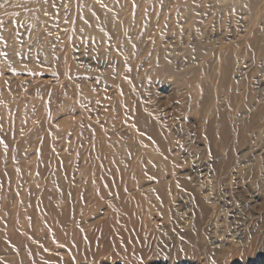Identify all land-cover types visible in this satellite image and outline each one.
<instances>
[{"label": "rangeland", "instance_id": "374dc122", "mask_svg": "<svg viewBox=\"0 0 264 264\" xmlns=\"http://www.w3.org/2000/svg\"><path fill=\"white\" fill-rule=\"evenodd\" d=\"M45 1L49 15H0V106L13 109L6 117L0 110V120L29 112L35 124L48 121L52 126L47 150L26 144L20 153L27 157L6 156L18 137L11 145L0 140V164L16 163L7 164L5 172L0 166V193L10 191V207L21 169L29 167L38 176L37 166L46 165L55 188L66 179L83 186L89 174L107 170L101 151L92 145L87 119L115 140L136 143L138 132L126 117L140 110L161 130L165 146L154 153L164 155L168 167L151 166L148 173L144 163L139 176L145 181L126 188L125 199L120 198L125 208L111 201L114 193L101 200L92 196L87 207L70 205L69 211L80 218L72 221V229L73 223L66 222L70 231L62 239L49 237L40 226L32 236L24 223H17V231L1 223V264H264V56L245 45L232 51L236 57L218 93L217 111L211 102L218 81L214 77L223 76L215 56L223 43L239 41L251 20L243 5L195 0V11L168 9L149 29L141 15L121 37L120 51L114 41L71 32L69 12L76 0ZM10 2L0 0V9ZM65 54L77 65L71 81L59 74ZM93 102L96 108H91ZM260 110L259 122H253ZM0 126L1 134L10 129ZM50 149L57 158L47 162L43 153L48 158ZM24 160L27 165L19 166ZM199 199L209 209L203 219ZM51 229L57 233L58 228Z\"/></svg>", "mask_w": 264, "mask_h": 264}, {"label": "bare ground", "instance_id": "6f19581e", "mask_svg": "<svg viewBox=\"0 0 264 264\" xmlns=\"http://www.w3.org/2000/svg\"><path fill=\"white\" fill-rule=\"evenodd\" d=\"M76 1L77 2H75L73 9H71V11L69 12L70 21H68L69 22L68 24L70 26L71 32H76L75 34L89 35L90 37L92 36L100 40H105V41H110V42L114 41L116 42V47L118 50L121 49L120 47V45H122L120 44L122 42L121 37L124 36L126 29L133 28L134 24L136 23V21H138V18H140L141 15H145L144 21H146L147 26H148L153 21H155L154 19L157 17V15L164 14L168 9L178 10L179 12L186 11L189 13L191 11H195L194 9L195 0H153V1L151 0H76ZM210 1L212 3L215 2L216 4H221V1H225V0H210ZM234 1L236 3L243 5V8L247 11L248 14L251 15V20H250V23H248L249 24L248 27L242 30L243 33H245L244 36L239 41L234 43L232 46H228L227 44L223 43L222 46L220 47V50L215 56V61L218 62V67H221L222 69L221 74H223V76L220 79L214 77V79L218 81L216 83L215 95L213 94L214 96H212V101H211L212 106H213V111L218 110L217 104H216L217 102L216 100L218 99V93L222 89L223 83L225 81L224 77L228 75V71L231 70L232 63L234 62L235 57H236L235 54H232L231 52L234 51L235 49L240 50V48L245 45L246 47L251 48V50H253L254 53H257L260 56L261 55L264 56V28H263V21H262V19L264 18V0H234ZM22 5H25L24 10L15 11L17 7L22 6ZM224 6H228V5L226 4ZM49 10L50 9H49L48 3L45 0H11V2L6 7H4L3 9H0V15H23L27 18H33L34 15H41V16L49 15L50 13ZM123 16H126V17L122 21L120 19ZM147 28L149 29L150 27L148 26ZM131 41H132L131 44L133 46L138 45V44L136 45L135 41L133 40ZM124 42L127 43L126 40ZM122 51L124 52V50ZM249 65L250 64H248L247 66ZM76 67L77 65L73 63L71 57L68 54H65L64 61L62 64H60V70H59V74L62 77V79L71 81L73 78V75L76 73L75 71ZM72 90H75L73 86H72ZM55 91H58V90H55ZM90 105H91V108H96L97 103L93 102ZM10 106L7 105L6 103L1 104L0 106V110L3 111V113L5 114V117L7 116V114L13 111L12 107ZM128 113L130 115L128 114L129 116L126 117L127 125L130 126L131 128H134L138 132L136 143H127L124 141L115 140L114 138L106 135L102 126H99V124H96L94 121H90L89 119L86 120V124L89 128V133L91 136L92 145H95L96 148H98L99 151H101L102 158L104 159V160L102 159V165H104L107 168L105 172H102L98 176H96L95 174H89L87 176V179H85V183L83 185L84 187L73 185V183L70 180L63 179L64 185L60 188H55L54 179L52 177L53 175H51L50 170L48 169V167H46V165L37 166L36 171L39 172L38 176H35L34 172H32L30 170L31 168L29 167L26 169H21L22 171L19 174L18 182L15 188L16 191H15V202L13 205L14 207L13 206L10 207V205H12L10 202V197H11V194L9 193L10 191L5 190L0 193V196H1L0 214L4 215L3 219L2 218L0 219V225L1 223L2 224L4 223V225H8L10 229L12 228L15 229L17 228V223L19 222H21L22 224L24 223L25 226L27 227L26 231H28V234L32 236L35 232V228L37 226H40L42 230L46 232V234L49 237L54 238L56 236L62 239L63 237L62 235H66L67 231H70V230H67L68 228L66 229L67 227L66 222L73 223L72 221L75 222V220L79 217V215L78 217L77 216L74 217V215L71 213V212H74V211H71L72 209L70 210L71 212L69 211V208L72 207L70 205L74 206V203H75V204H80V205L85 204L86 206L87 202L90 200L92 196H94V198L97 200L98 199L101 200L105 198V195L107 193L109 194L114 193L115 195L114 199L112 198L111 201H115L117 202L118 205L122 206L123 202L120 201V198H122L123 200V198L126 197L124 190L126 188L130 189L134 186H139L138 185L139 182L145 181L144 179L145 177L141 179L142 177L139 176V174L144 171L143 169V165H145L144 163L149 165L148 173H152L153 166H164L165 168H167L168 165L166 164L165 156L162 154L159 155V154L154 153L155 151L154 149L156 147H159L162 149L165 146V143L163 142V139H162L163 136H162L160 128H158L157 125L153 123V121L150 119L149 116L140 112V110L138 109H134L132 111H129ZM260 114H261V110L253 115L252 121L253 122L258 121ZM124 116H127V115L125 114ZM14 117H15L14 119H9V118L3 119L2 118L0 120V125H3L5 129L10 128L9 131H7L6 133L4 132L2 134L0 133V140L2 141L5 140L6 144L11 145L12 141L14 140V137H18L17 138L18 140L15 139L16 140V144H15L16 146L14 145L16 147L15 150L11 153V155L7 154L6 156L7 157L11 156V158L14 156H18V155L27 157L29 155L28 153L25 154V156L24 154L21 155L20 153L21 148L24 147L26 144H28L29 147L37 149L40 152L47 150L46 148H47V144L49 140L48 136H52L51 134L52 126L50 122L46 121L44 122L45 124L42 123L44 125H40V123L35 124L34 120L32 119V114L29 112L28 113L18 112V116L17 117L14 116ZM26 149H29V148H26ZM162 151H163L162 153H165L164 152L165 150H162ZM43 154H44L43 158L46 159L47 162H52L56 160L57 158V154L52 149H50L48 156H47L49 159L46 158L45 153ZM151 156L155 158V161L149 162L147 160ZM37 161L39 162V160ZM21 163L22 165L20 164L18 165L21 167L22 166L25 167L28 161L24 160ZM7 164H12L13 166H15L16 163L14 159L7 160V161L3 160V162H1L0 164L2 172L3 171L5 172L6 170L5 167ZM113 168L117 171L116 173H113L108 170V169H113ZM129 170L131 171L129 172V174L131 173V178L129 177L127 173ZM160 178L161 177H158L156 179V181H158V183L156 184V187L158 188L159 186L162 185L160 183L161 182ZM85 187H88L89 192L84 189ZM150 187L151 185L147 186V188H150ZM143 190L144 189H142L141 192ZM131 191L133 192V190ZM133 194H135V192H133L131 195ZM74 195H77V199H75V201L73 198ZM108 199H110V197ZM194 199L195 197H193L192 200ZM149 201L150 200L148 199H144L142 202L144 204H148ZM197 203H198V207L197 205L196 207L198 209L200 218L201 217H202L201 219H203V217L206 218L205 215H207L209 209L203 205L200 199ZM123 206L125 208V205ZM123 210L121 209L120 211L124 213L125 211ZM128 212L127 214L125 212L124 216L130 215V213ZM193 216H195V214ZM201 222L202 221H200V223ZM73 225L74 223L72 224L71 229L74 227ZM8 226L6 228L9 230ZM51 227L58 228L57 233H55L51 229ZM19 228L20 227H18V229ZM18 229H15V230L17 231ZM4 230L5 228H3V231ZM7 232L11 233L12 231L10 230ZM7 232L5 231L6 234ZM77 232H79V230ZM0 234H1L0 237L2 236L1 238H3L4 237L3 234L2 233ZM6 234L5 236L10 235L11 237L13 233L7 234V235ZM72 234L73 233H71V235ZM17 237L19 236L16 235V238ZM26 239H29V238H26ZM11 241L12 240H10L9 242L8 240V243L11 244ZM22 244L27 246V244H24L23 242ZM76 245L77 244H75L74 246ZM32 246L34 245L32 244ZM19 247L21 246H17L16 249ZM12 248H15V247L12 246ZM79 250L77 251L78 256H79ZM29 252H27V256H30V254H32L31 257H33V254L36 255V253H33V252L28 254ZM2 255L3 254H0V256ZM18 255H20V253ZM21 255L23 254L21 253ZM18 257L17 259L19 260ZM3 258L4 257L2 256L0 261H2ZM33 260L34 259L32 258V261ZM7 262H10V261L7 260L6 263ZM2 264H4V262Z\"/></svg>", "mask_w": 264, "mask_h": 264}]
</instances>
